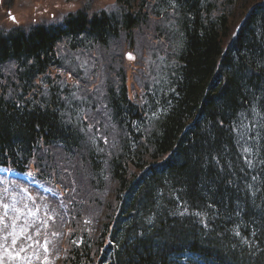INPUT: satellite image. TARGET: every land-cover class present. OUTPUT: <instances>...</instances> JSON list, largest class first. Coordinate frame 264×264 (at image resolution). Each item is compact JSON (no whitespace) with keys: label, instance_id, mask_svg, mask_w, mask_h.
<instances>
[{"label":"trees","instance_id":"obj_1","mask_svg":"<svg viewBox=\"0 0 264 264\" xmlns=\"http://www.w3.org/2000/svg\"><path fill=\"white\" fill-rule=\"evenodd\" d=\"M47 23L0 27V166L73 191L58 263L264 264V0H116ZM126 53L147 81L133 95Z\"/></svg>","mask_w":264,"mask_h":264},{"label":"rangeland","instance_id":"obj_2","mask_svg":"<svg viewBox=\"0 0 264 264\" xmlns=\"http://www.w3.org/2000/svg\"><path fill=\"white\" fill-rule=\"evenodd\" d=\"M69 4L74 6L72 9L73 11L83 9L85 5L88 7L90 4L92 9L95 11L103 10L105 12H108V10L111 11V9L114 8L116 4V0H0V27H20V26L27 27L30 24L35 25L36 23L49 24L47 22L51 21L49 19H52L53 16L57 17V19L55 20L57 21V23H59V17H61V14L69 11V7H68ZM57 5H59V7H57ZM10 14L11 16L15 17V21L10 19ZM152 27L154 28L155 25ZM145 36L136 38V43L139 48L138 56H139V60H142L144 57L146 58L149 57L150 61L148 62V60H145V62L143 63H145L146 65L145 68L150 66V70L147 72H151L152 76L154 77V75L158 74L157 72L158 68H160L161 66H165L166 56L164 53L166 49L164 47L161 50V52L159 49L158 50H154L152 48L150 49L149 48L150 43L156 45L158 43V39L152 40V38L154 37L151 33L147 35L146 39ZM156 36L157 35H155V37ZM152 52L160 54L159 60H162L164 62L163 63L164 65L158 64V58L156 57V55L154 58L151 57ZM77 62H79L78 59ZM137 62L138 60L131 61L132 65L128 66L130 71L127 72V76H126V79L128 80L127 85L132 95L134 93V89L142 87L143 82L145 83L147 82V81H143L142 73L139 72V68H137L141 61L135 67L136 65L135 63ZM136 68L137 70H135ZM91 69H92V64L90 65V71L86 77H89L91 73ZM5 70L6 69L2 70V74L8 75V73H6ZM59 72L63 73L62 70H60ZM152 76H151V80H152ZM69 77L70 76L67 75V78ZM135 98L136 100H138V97Z\"/></svg>","mask_w":264,"mask_h":264},{"label":"snow or ice","instance_id":"obj_3","mask_svg":"<svg viewBox=\"0 0 264 264\" xmlns=\"http://www.w3.org/2000/svg\"><path fill=\"white\" fill-rule=\"evenodd\" d=\"M57 7H59V5H57ZM68 7L69 11L61 14V17L59 18L63 23L66 24H70L73 19L79 15V10H72L74 7L73 5L69 4ZM10 19L15 21V17L11 16V14ZM53 19H57V17L53 16ZM129 58H132L131 54H129ZM244 151L248 152L249 149L245 148ZM26 175L31 177L33 173L28 172ZM8 191L9 190L7 188L4 189L5 193ZM20 191L28 193L29 189L25 186L21 187ZM28 198L32 199L30 195ZM16 205L17 201L15 197L12 198L11 204L4 202L3 198L0 197V208L3 209V213L0 214V250H2L0 251V264H5L6 258L20 260L21 264H31V258L26 255V252L32 247V244H36L39 248L43 249L45 255L43 257L42 264H47V253L49 252V244L51 242L45 238L44 243L40 244L38 240L34 239L35 236L42 235L40 226L31 224L27 220H25L23 224L18 223V221L21 220V217L25 215L24 210H28L27 216L29 217H35V212L29 210L27 203L24 204L23 209L18 208ZM9 210L14 212L15 215L9 216ZM48 219L54 220V217L49 216ZM40 224L45 229L48 227L46 221H41ZM29 228H34V232L30 234ZM53 235L57 234L53 233ZM26 241H31L32 243H25ZM33 255L39 256V253H33Z\"/></svg>","mask_w":264,"mask_h":264},{"label":"bare ground","instance_id":"obj_4","mask_svg":"<svg viewBox=\"0 0 264 264\" xmlns=\"http://www.w3.org/2000/svg\"><path fill=\"white\" fill-rule=\"evenodd\" d=\"M149 48H150V49H151V48H152V49H155V47H154V46H151V45L149 46ZM125 52H126V51H125ZM128 54H129V53H127V55H128Z\"/></svg>","mask_w":264,"mask_h":264}]
</instances>
